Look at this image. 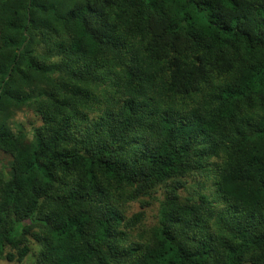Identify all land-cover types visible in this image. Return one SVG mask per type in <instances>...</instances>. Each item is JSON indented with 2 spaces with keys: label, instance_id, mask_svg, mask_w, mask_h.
<instances>
[{
  "label": "trees",
  "instance_id": "1",
  "mask_svg": "<svg viewBox=\"0 0 264 264\" xmlns=\"http://www.w3.org/2000/svg\"><path fill=\"white\" fill-rule=\"evenodd\" d=\"M0 151L1 259L264 264V0H0Z\"/></svg>",
  "mask_w": 264,
  "mask_h": 264
},
{
  "label": "rangeland",
  "instance_id": "2",
  "mask_svg": "<svg viewBox=\"0 0 264 264\" xmlns=\"http://www.w3.org/2000/svg\"><path fill=\"white\" fill-rule=\"evenodd\" d=\"M35 120V116L30 111L22 110L19 112H16L14 115L13 121H11V127L14 126V124H20L24 127V129L29 130L31 127V122ZM11 156L8 153H5L3 151H0V169L5 168L6 170L9 168L10 165ZM160 189L158 190V193H160ZM210 193V192H209ZM140 209L138 202H133L128 207V214H131L134 211H138ZM156 209L157 204L152 203L150 206H147L145 210V216H144V223L146 226H149L154 223L156 219ZM39 247V244L36 243L34 240H31L30 242V252L25 257L23 262L21 264H32V261L34 259V254L36 253L37 249ZM0 264H20L16 261H8L6 259L0 258Z\"/></svg>",
  "mask_w": 264,
  "mask_h": 264
}]
</instances>
